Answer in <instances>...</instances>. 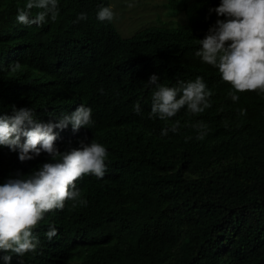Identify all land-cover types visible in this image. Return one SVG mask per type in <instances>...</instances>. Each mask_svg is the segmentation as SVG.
I'll use <instances>...</instances> for the list:
<instances>
[{
	"label": "trees",
	"instance_id": "16d2710c",
	"mask_svg": "<svg viewBox=\"0 0 264 264\" xmlns=\"http://www.w3.org/2000/svg\"><path fill=\"white\" fill-rule=\"evenodd\" d=\"M198 1L202 12L186 0L163 2L138 18L154 21L125 38L117 12L115 21L97 19L111 0H58L57 21L42 27L17 22L27 0H0V115L28 106L38 121L53 122L61 102L83 104L93 123L65 134L62 152L95 140L108 153L103 179L75 182L87 206L68 201L46 213L34 229L37 250L13 254L11 264H264V94L233 102L218 69L196 56L198 40L224 19L209 13L220 0ZM81 13L87 19L73 23ZM15 62L21 68L11 72ZM152 75L169 87L202 77L212 106L198 115L185 107L167 122L150 118ZM176 121L178 131L161 136ZM198 122L207 125L202 140ZM35 167L0 146V184ZM52 225L58 236L49 242Z\"/></svg>",
	"mask_w": 264,
	"mask_h": 264
},
{
	"label": "clouds",
	"instance_id": "9594fccd",
	"mask_svg": "<svg viewBox=\"0 0 264 264\" xmlns=\"http://www.w3.org/2000/svg\"><path fill=\"white\" fill-rule=\"evenodd\" d=\"M186 2L184 6L188 9L202 12L198 0ZM33 9L38 10L35 15ZM212 12L224 19H217L206 37L198 40L200 48L196 56L218 69L221 80L231 86L228 95L233 102L239 100L238 94H264V0H220L218 7L209 10ZM17 13V22L28 27H42L48 18L56 22L60 14L58 0H27L24 7H18ZM114 17L112 3L97 12L100 22H112ZM86 19L87 15L81 13L73 23ZM82 53L83 50L79 52ZM20 68L19 62L9 66L11 72ZM148 85L155 86L150 118L167 122L185 107L189 115H198L212 106L209 102L212 92L200 76L188 82L178 80L175 86L169 87L152 75ZM58 109L60 112L53 122L38 121L28 106L13 107L11 115H0V146L18 152L23 167L36 163L30 175L18 174V178H9L0 184V252L6 253L0 259L4 264H11L13 254L23 257L37 250L40 241L34 229L46 213L63 210L68 201L72 208L87 206L75 182L85 175L103 179L107 170V149L95 140L90 145L81 141L80 148L62 152L65 134L89 128L93 123L92 109L81 104L76 110L67 101L61 102ZM133 111L137 115L141 113L139 101ZM179 126V121L170 127L166 125L161 136H167L169 131L176 133ZM192 127L199 133L198 139L207 134V125L203 122ZM151 143L157 145L155 140ZM171 207L166 205L164 209L170 211ZM45 235L51 242L58 236V230L52 225Z\"/></svg>",
	"mask_w": 264,
	"mask_h": 264
},
{
	"label": "rangeland",
	"instance_id": "374dc122",
	"mask_svg": "<svg viewBox=\"0 0 264 264\" xmlns=\"http://www.w3.org/2000/svg\"><path fill=\"white\" fill-rule=\"evenodd\" d=\"M163 1L168 0H111L113 4V11L118 13L117 21L115 26L119 33L125 37L133 36L141 27L148 26L150 21H154V16L150 20L140 24L139 16L143 15V18L154 15L155 11L163 6ZM133 5L128 7V5ZM187 5V2H186ZM152 13V14H151ZM170 21V19H168Z\"/></svg>",
	"mask_w": 264,
	"mask_h": 264
}]
</instances>
